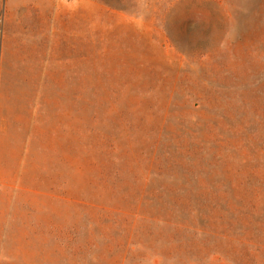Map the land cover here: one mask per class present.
I'll list each match as a JSON object with an SVG mask.
<instances>
[{"label": "rangeland", "instance_id": "1", "mask_svg": "<svg viewBox=\"0 0 264 264\" xmlns=\"http://www.w3.org/2000/svg\"><path fill=\"white\" fill-rule=\"evenodd\" d=\"M96 60L121 105L115 119L141 138L181 141L193 169L231 180L261 165L264 0H0V264H78L86 216L96 218L79 195L106 203ZM191 134L207 155L199 163ZM119 242L107 257L96 240L102 264H121Z\"/></svg>", "mask_w": 264, "mask_h": 264}, {"label": "trees", "instance_id": "2", "mask_svg": "<svg viewBox=\"0 0 264 264\" xmlns=\"http://www.w3.org/2000/svg\"><path fill=\"white\" fill-rule=\"evenodd\" d=\"M94 71L92 134L105 158L106 203L96 194L79 195L80 205L92 208L96 218L86 216L89 235L79 246L78 264L103 263L96 240L106 244L107 257H112L113 235L123 240L118 244L121 264H264V147L254 150L263 158L261 165L259 159L252 175L242 179L231 180L211 165L193 169L181 141L162 148L161 134L141 138L139 125L115 119L121 105L117 97H107L115 89L97 60ZM166 111L170 114L171 107ZM191 136L196 143L187 146H197L193 156L199 163L207 155ZM158 178L166 179L163 185ZM132 180L135 187L127 183ZM135 222L136 238L130 240L127 229Z\"/></svg>", "mask_w": 264, "mask_h": 264}]
</instances>
